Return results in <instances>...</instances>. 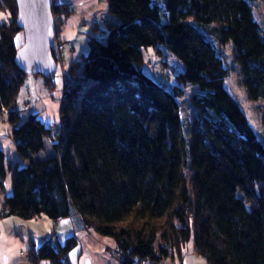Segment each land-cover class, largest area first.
I'll list each match as a JSON object with an SVG mask.
<instances>
[{
    "label": "trees",
    "instance_id": "trees-1",
    "mask_svg": "<svg viewBox=\"0 0 264 264\" xmlns=\"http://www.w3.org/2000/svg\"><path fill=\"white\" fill-rule=\"evenodd\" d=\"M103 1L105 36L88 35L87 51L63 75L56 125L35 113L21 122L20 112L30 110L18 101L29 76L14 61L22 31L15 0H0L7 16L0 24V123L10 126L17 157L28 161L11 162L0 147V219L76 217L81 229L113 241L120 264H173L189 246L206 264H264V146L224 87L221 51L231 45L247 99L264 103V37L249 4ZM69 9L53 4L52 13L68 16ZM53 48L54 69L31 74L50 92ZM146 49H163L183 65L182 72L167 69L174 84L142 72ZM189 85L198 89L190 97L196 114L183 125L178 99ZM44 140L52 155L32 158ZM77 247L69 236L62 244L44 240L30 254L72 264Z\"/></svg>",
    "mask_w": 264,
    "mask_h": 264
},
{
    "label": "rangeland",
    "instance_id": "rangeland-1",
    "mask_svg": "<svg viewBox=\"0 0 264 264\" xmlns=\"http://www.w3.org/2000/svg\"><path fill=\"white\" fill-rule=\"evenodd\" d=\"M53 1V0H52ZM249 4L252 12L253 20L257 23L261 36L264 37V3L261 0H246ZM98 10L93 11V14H87L86 12L73 11L69 9L72 13L68 16H64L66 13L63 10V13H59L53 15L54 23H55V36L53 39V49H55V53L59 55L61 53V40L59 36H61L62 25L65 23L67 26L66 31H70L71 35L75 34L76 41L73 43V47L76 51L77 55H81L87 51V36L92 34L96 36H105L106 32V23H103L102 19L106 16L108 18L106 4L103 0H98ZM68 10V11H69ZM2 16L6 17L2 12L0 13ZM63 15V16H61ZM95 17V18H94ZM94 18V19H93ZM103 23V24H102ZM95 25L97 32H95ZM77 29V30H76ZM20 42H17V45L20 47L24 44L23 33H20L19 37ZM69 51V50H68ZM223 54L224 63L228 69V77L224 82V87L227 92L236 100L239 104L240 108L246 115L248 123L252 130L254 131L258 140L264 146V103L261 101L252 102L249 101L246 97L244 89L240 85V73L239 67L233 60L231 45L228 44L221 48ZM74 60V59H73ZM73 62V61H71ZM70 62V64H71ZM69 61L65 60L63 64L58 60L56 66L55 76H56V87L54 91H48L44 80L41 83V76H32L29 75L24 83V86L20 90L18 100L20 102V107L28 106L26 99L28 98V91L31 90L29 96L36 98L35 104L33 106H29L30 110H24L32 112L31 110H37L45 117H52L53 113L50 111L51 108L47 104L46 101H49L54 106H57L59 103V95L61 93L60 88L63 87V75H68V68L70 66ZM172 68L174 73L182 72L183 65L169 52L160 49V53L157 55L156 51L153 49L143 50V63L140 69L146 75H149L151 78H159L162 80L166 87L171 84H174V76L169 73V69ZM54 69V68H53ZM164 72H166V77H163ZM33 78H36L38 82L35 84ZM29 80V81H28ZM198 92L197 87L195 86H187L183 92V95L180 99H178L179 109H180V117L183 125H189L193 121V117L196 114L194 107L191 104L190 97L193 93ZM29 100V99H28ZM38 102V106L37 103ZM44 102V103H42ZM32 103V102H31ZM31 105V104H30ZM26 113V112H25ZM38 118V114L35 113ZM25 119L29 116V114H25ZM24 119V120H25ZM39 119V118H38ZM52 119V118H51ZM23 120V121H24ZM40 120V119H39ZM21 121V122H23ZM0 123V126H2ZM5 123V122H4ZM54 124H59L58 121H54ZM10 128V126H9ZM62 129L59 128L57 130V137L61 135ZM10 133V131H9ZM10 139V137L8 136ZM11 142V139H10ZM12 143V142H11ZM13 144V143H12ZM14 147V145H13ZM15 149V148H14ZM52 155V149L47 140H44V148L42 151L33 155L32 158H46L47 156ZM188 176V174H187ZM45 221V223H44ZM54 221H51L47 218H37L31 220H23L16 217L4 218L2 220V226L0 230V260L2 264H21L25 263V260L33 261L35 258L30 254L31 243L30 240L35 242L37 247L41 246L44 240L51 239L52 243H56V233L54 227ZM51 224V226H50ZM50 226V228H49ZM60 229V227H59ZM12 233L11 237L7 235ZM26 237V238H25ZM31 237V238H30ZM67 237L58 238V243L62 244ZM4 239V240H3ZM30 254V256L28 255ZM36 261V260H35ZM38 264H49L46 260H38Z\"/></svg>",
    "mask_w": 264,
    "mask_h": 264
},
{
    "label": "crops",
    "instance_id": "crops-1",
    "mask_svg": "<svg viewBox=\"0 0 264 264\" xmlns=\"http://www.w3.org/2000/svg\"><path fill=\"white\" fill-rule=\"evenodd\" d=\"M97 2L98 0H53V4H65L68 6V8L72 10V12L79 11V12H86L87 14H93L92 13L93 11L95 12L98 10ZM6 20H7V16L4 17L2 16V14H0V24L5 22ZM93 27H95V25H93ZM61 29H63L64 31L63 32L62 30L60 31L62 34L61 36H59V38L62 42L60 44L61 53H59L58 55V60L61 61V64H63L65 60H68L70 64L71 61L80 59V55L76 54V51L73 47L74 46L73 43L76 41V39H74L76 32L73 35H71L70 31L67 32L66 31L67 26L65 23L62 25ZM18 37L19 35L16 37V41L20 42V39ZM33 79H35L33 81L36 84L38 80L36 78ZM40 79L41 80L38 83L42 84L43 78ZM30 92L31 90L28 91V98L26 99V101L29 102L28 104H31L30 106H33V104H35L34 102L36 98L29 96ZM58 100L60 101V95ZM36 104L38 106V102ZM45 104H47L49 108H51L50 111L53 113V115H51L52 117H45L43 113L40 114V112L37 110L36 111L31 110L32 112L28 111V113L27 111L23 110L22 112H20L21 121L25 119L24 116L25 114L28 115L30 113H37L38 118L45 124L46 123L53 124L54 121H58L59 103L57 104V106H54L55 104L46 101ZM22 109H24V106L22 107ZM9 131H10L9 126L3 122L2 126H0V147L5 152L6 158L8 160H10L11 162L19 163L22 166L27 165L28 161H21L17 157L13 144L10 142V139L8 138L10 134ZM5 190L7 193L10 192L9 186L8 187L6 186ZM40 218H44V217H39V219ZM2 220L3 219H0V230L2 226ZM54 227H56L55 231L56 233H58V235H56L57 242H58V238L69 237V236H74L78 240V247L74 251H72L70 255L72 264H120L113 255L114 252L113 241L109 238L102 237L91 230L81 229V226L79 225V220L76 219V217L57 221L54 223ZM7 236L11 237L12 233L8 234ZM29 240L31 243V247L34 246V248H36L37 246L35 245V242L31 241V239ZM28 255L30 256V254ZM1 262L2 261L0 260V264H2ZM37 262H38L37 260L29 261L26 259L24 264H38ZM173 264H206V263L202 258L198 257L196 253L193 251L192 247L189 246L186 251V254L182 257V259L173 261Z\"/></svg>",
    "mask_w": 264,
    "mask_h": 264
},
{
    "label": "water",
    "instance_id": "water-1",
    "mask_svg": "<svg viewBox=\"0 0 264 264\" xmlns=\"http://www.w3.org/2000/svg\"><path fill=\"white\" fill-rule=\"evenodd\" d=\"M18 10L17 27L24 44L15 55V64L25 74H49L54 64L50 55L55 36L52 0H15Z\"/></svg>",
    "mask_w": 264,
    "mask_h": 264
},
{
    "label": "built area",
    "instance_id": "built-area-1",
    "mask_svg": "<svg viewBox=\"0 0 264 264\" xmlns=\"http://www.w3.org/2000/svg\"><path fill=\"white\" fill-rule=\"evenodd\" d=\"M107 20H108L107 16L104 19H102L103 23L107 22Z\"/></svg>",
    "mask_w": 264,
    "mask_h": 264
},
{
    "label": "bare ground",
    "instance_id": "bare-ground-1",
    "mask_svg": "<svg viewBox=\"0 0 264 264\" xmlns=\"http://www.w3.org/2000/svg\"><path fill=\"white\" fill-rule=\"evenodd\" d=\"M55 37V39H56V36H54Z\"/></svg>",
    "mask_w": 264,
    "mask_h": 264
}]
</instances>
